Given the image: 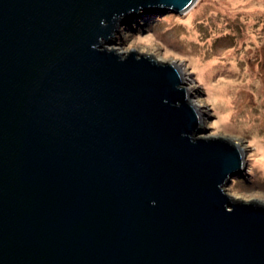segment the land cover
Returning <instances> with one entry per match:
<instances>
[{
    "label": "water",
    "instance_id": "obj_1",
    "mask_svg": "<svg viewBox=\"0 0 264 264\" xmlns=\"http://www.w3.org/2000/svg\"><path fill=\"white\" fill-rule=\"evenodd\" d=\"M195 1L0 0V264H264L241 144L198 136L173 62L106 47Z\"/></svg>",
    "mask_w": 264,
    "mask_h": 264
},
{
    "label": "rangeland",
    "instance_id": "obj_2",
    "mask_svg": "<svg viewBox=\"0 0 264 264\" xmlns=\"http://www.w3.org/2000/svg\"><path fill=\"white\" fill-rule=\"evenodd\" d=\"M112 39L106 47L182 66L203 111L198 136H225L246 151L226 191L264 203V0H196L183 14L132 16Z\"/></svg>",
    "mask_w": 264,
    "mask_h": 264
},
{
    "label": "bare ground",
    "instance_id": "obj_3",
    "mask_svg": "<svg viewBox=\"0 0 264 264\" xmlns=\"http://www.w3.org/2000/svg\"><path fill=\"white\" fill-rule=\"evenodd\" d=\"M142 16V14H141ZM177 67L178 69L180 70L181 74H182V78H183V81L186 82L188 80V76H187V73L186 71L183 70L182 66L179 64V63H176V62H173ZM187 84V83H186ZM187 90L189 92H191V90H193V86L190 85V84H187ZM192 103L194 104L195 108L197 109V111L199 112V114L202 116L203 114V111L201 110V108L199 107V104L195 101V100H192ZM245 149L243 148V151ZM263 155H264V151H263Z\"/></svg>",
    "mask_w": 264,
    "mask_h": 264
},
{
    "label": "clouds",
    "instance_id": "obj_4",
    "mask_svg": "<svg viewBox=\"0 0 264 264\" xmlns=\"http://www.w3.org/2000/svg\"><path fill=\"white\" fill-rule=\"evenodd\" d=\"M101 23L103 24V23H104V21H101Z\"/></svg>",
    "mask_w": 264,
    "mask_h": 264
}]
</instances>
